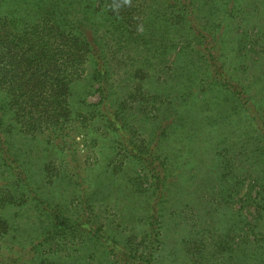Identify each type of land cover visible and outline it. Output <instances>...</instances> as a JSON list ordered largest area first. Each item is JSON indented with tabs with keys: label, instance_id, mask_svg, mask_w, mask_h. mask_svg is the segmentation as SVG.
<instances>
[{
	"label": "trees",
	"instance_id": "obj_1",
	"mask_svg": "<svg viewBox=\"0 0 264 264\" xmlns=\"http://www.w3.org/2000/svg\"><path fill=\"white\" fill-rule=\"evenodd\" d=\"M251 19L254 23L248 25ZM230 24L237 33L232 45L236 55L264 49V0H0V170L7 175L0 178V264H46L65 246L89 244L101 246L103 255L113 257L112 264L162 263L161 225L172 219L160 208L171 163L162 140L171 134L168 129L184 127L185 118L175 100L188 99L195 81L201 90L217 82L244 106L248 125L264 129V103L255 104L241 79L232 78L219 60ZM201 60L206 66L200 78ZM118 63L124 65L121 72ZM175 78L181 79L179 86ZM93 94L98 99L89 102ZM95 121L101 122L98 129L102 125L117 136L113 167L134 162L137 177L147 185V211L136 217L123 241L87 210L90 190L80 187L71 215L43 200L29 184L22 148L8 135L45 137L66 147L67 138L89 134ZM223 134L215 136L221 164L213 158L219 189L209 185L206 192L205 184L202 225L190 224L181 247L190 254L189 264H264V161L257 162L261 169L252 162L237 180L226 157L232 145ZM255 151L264 158V141ZM25 194L31 195L28 200ZM238 194L240 234L234 226L208 227L219 218L207 209L218 212ZM26 200L39 225L18 238V213L5 211ZM88 256L95 258L93 252Z\"/></svg>",
	"mask_w": 264,
	"mask_h": 264
},
{
	"label": "rangeland",
	"instance_id": "obj_2",
	"mask_svg": "<svg viewBox=\"0 0 264 264\" xmlns=\"http://www.w3.org/2000/svg\"><path fill=\"white\" fill-rule=\"evenodd\" d=\"M251 20L248 25L254 23V20ZM235 23L238 22L234 20ZM243 24L247 25V22ZM232 26L233 24H230L224 29L226 32L224 54L217 52L220 54V63L224 65L232 78L236 76L241 79L244 89H247V96H250L255 104L260 105L264 103V49L260 48L257 52L251 50L247 52L246 57L236 55L232 45L235 44L237 33ZM246 48H249V45ZM205 66L206 63L201 60L197 69L200 78L204 76ZM117 69L121 72L124 65L118 63ZM185 72L186 70H183L180 74L183 75ZM175 79L174 83L179 86L181 79ZM194 84V90L188 99L180 97L175 100L181 116L186 118L182 122L184 127L168 129L171 134L162 140L171 163L169 164V185L165 186L167 189L160 208L172 218L161 225L162 249L158 252V256L161 259L160 262L163 260V264L188 263L190 254L187 257L181 247L180 239L190 229V224H196L197 228L202 225L201 215L205 212L206 203L201 200L206 201L203 196L205 184H208L206 192L209 185L217 191L219 189L221 181L216 179V174L213 172V158L221 164V158L217 154L219 148L215 147V142L218 140L215 136L219 134L221 136L224 133L223 136L228 137L227 140L231 142L232 148L226 154L231 163L226 164H229V169L233 168L237 180L244 176V169L252 162L256 169H261L260 164L262 165L261 162L264 161V158L255 151L264 141L261 139V132L264 129L259 130L257 123L253 126L248 125L247 112L244 106L236 100V96L232 97L230 89L224 88L217 82L216 85L210 86L209 90L206 88L201 90L196 81ZM97 99L98 95L93 94L87 100L96 102ZM187 114H192L194 117L187 119ZM206 121H209V124H205ZM167 122L169 120L164 123ZM99 123L101 122L95 121L90 125V128L86 130L89 134H84V137L67 138L66 147L57 142L48 141L49 144L43 139L45 137L30 138L18 132L8 135L14 139L16 146L19 145L22 148L23 166L29 184L43 200L59 204L66 214L71 215L74 207H77L75 197L81 193L80 187L87 191L90 190L91 199L88 198L87 210L95 214V217L105 225L107 232L113 236L116 235L117 240L123 241L131 232L130 228L134 226L136 217L147 211L148 194L143 191L147 185L137 177L139 176L138 168L133 165L134 162L122 164L117 169L113 167L118 163L116 144H114L117 136L111 131H106L102 125L98 129ZM247 130L253 131L252 134L247 135ZM81 138H86L88 142L84 143ZM212 138L214 144L210 141ZM206 146H209L207 150ZM246 148L252 152L247 153ZM241 151L249 155L244 156ZM1 172L2 169L0 178L7 176L6 174L1 175ZM76 182L82 183L81 186ZM93 183L97 185L94 189H92ZM91 189L97 191L95 195ZM239 190L243 191V188ZM194 195L195 200H192ZM28 196L31 195L25 194V199L28 200ZM186 197L189 198L185 206L184 198ZM238 198L239 194L230 200L231 203H222L219 209H217L218 204L215 203L214 206L218 212L208 208L207 212L218 215L219 218H214L213 223L209 222L208 227L227 226L229 228L234 226L236 233L240 234V219L236 216L241 213L237 211L240 209ZM71 200L74 202L71 203ZM29 207L30 204L27 201L18 209L8 207L5 211L9 215L13 211L18 213L17 221H13L20 227L14 232L18 238H26L28 232L39 225L33 218V209ZM235 240L241 241L239 237ZM90 252H93L95 258L88 256ZM103 252L104 249L101 246L92 244H89V248L82 246L77 249L65 246L63 250L51 255L46 260V264H112L113 257L106 251L107 254L103 255Z\"/></svg>",
	"mask_w": 264,
	"mask_h": 264
}]
</instances>
